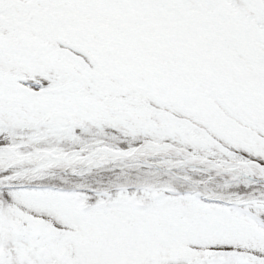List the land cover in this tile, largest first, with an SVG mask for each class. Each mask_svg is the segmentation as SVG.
<instances>
[{"label": "snow or ice", "instance_id": "1", "mask_svg": "<svg viewBox=\"0 0 264 264\" xmlns=\"http://www.w3.org/2000/svg\"><path fill=\"white\" fill-rule=\"evenodd\" d=\"M0 264H264V0H0Z\"/></svg>", "mask_w": 264, "mask_h": 264}]
</instances>
